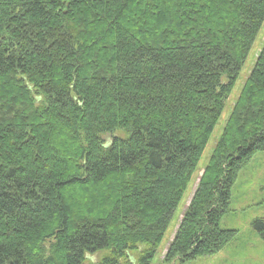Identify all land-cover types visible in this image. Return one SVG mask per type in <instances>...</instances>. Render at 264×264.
<instances>
[{
  "label": "trees",
  "instance_id": "1",
  "mask_svg": "<svg viewBox=\"0 0 264 264\" xmlns=\"http://www.w3.org/2000/svg\"><path fill=\"white\" fill-rule=\"evenodd\" d=\"M263 24L264 0H0V264H151ZM263 150L264 46L167 263L233 239Z\"/></svg>",
  "mask_w": 264,
  "mask_h": 264
},
{
  "label": "rangeland",
  "instance_id": "2",
  "mask_svg": "<svg viewBox=\"0 0 264 264\" xmlns=\"http://www.w3.org/2000/svg\"><path fill=\"white\" fill-rule=\"evenodd\" d=\"M264 46V24L253 45L249 57L242 68L240 78L227 99L225 110L216 125L207 147L199 162L198 170L174 212L167 231L161 241L151 264H180L177 260L167 263L166 252L190 204L200 178L208 164L215 144L222 135L230 112L240 95L245 81L250 74L258 54ZM118 136L125 137V131H117ZM108 143L111 134L103 136ZM264 218V150L257 152L240 170L231 191L228 211L221 218L223 228L235 229L236 235L219 252L189 260L183 264H264V238L258 232L254 221Z\"/></svg>",
  "mask_w": 264,
  "mask_h": 264
}]
</instances>
